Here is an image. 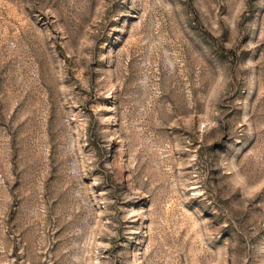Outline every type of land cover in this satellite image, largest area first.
<instances>
[{
  "label": "rangeland",
  "instance_id": "1",
  "mask_svg": "<svg viewBox=\"0 0 264 264\" xmlns=\"http://www.w3.org/2000/svg\"><path fill=\"white\" fill-rule=\"evenodd\" d=\"M0 264H264V0H0Z\"/></svg>",
  "mask_w": 264,
  "mask_h": 264
}]
</instances>
